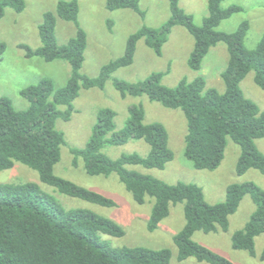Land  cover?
Masks as SVG:
<instances>
[{
	"label": "trees",
	"instance_id": "16d2710c",
	"mask_svg": "<svg viewBox=\"0 0 264 264\" xmlns=\"http://www.w3.org/2000/svg\"><path fill=\"white\" fill-rule=\"evenodd\" d=\"M168 1V21L158 28L144 26L130 35L124 54L103 65L96 77L82 73L87 35L78 23V2L59 1L55 11L44 14L39 26L41 46L36 49L26 45L19 47L25 51L26 58L68 62L71 74L59 89L46 78L23 89L20 95L29 104L26 110L18 111L10 99L0 97V172L12 169L18 162L37 171L41 183L55 187L61 194L102 207H114L113 200L54 175V167L61 160V147L65 144L64 134L55 128L56 121L71 120L73 102L81 89H103L115 72L130 66L140 40L161 57L172 29L181 26L194 41L187 60L188 68L193 72L202 69L211 48L226 45L228 60L221 72L224 92L207 87L202 75L192 81L183 78L174 87H167L163 79L169 69L152 72L137 83L116 79L115 89L123 99L146 96L167 109L181 110L186 120L184 157L196 170L218 169L231 139L241 151L237 175L242 176L249 170L264 175V154L255 144L256 140L264 138V110L246 98L240 87L246 76L253 72L254 83L264 90V33L257 46L248 49L245 46L250 29L248 21H243L234 32L218 30L224 20L243 11L241 6L223 8L225 0H207L208 14L198 26L193 16L181 8L180 0ZM140 2L107 0L106 8L110 11L129 9L144 18ZM25 7L26 0H0V20L7 9L21 13ZM58 19L77 27L76 35L63 46L58 45L56 37ZM5 49L0 43V58ZM128 113L126 126L116 131L115 112L101 109L85 147L71 150L73 164L76 166L81 159L89 176L117 174L139 205H143L148 197L153 198L147 224L149 232L155 231L170 215L171 205L183 204L185 224L174 236L179 261L194 258L208 264H234L194 242L192 237L198 231L206 234L227 232L229 218L249 195L256 210L244 228L232 234L231 245L234 250L255 256V240L264 234V190L253 182L232 184L226 189L224 202L209 204L196 184L178 182L171 185L131 169L141 166L164 170L173 161L174 154L168 145L166 128L159 122L147 123L142 105L130 106ZM131 140H143L148 144V155L123 154L113 159L103 152L107 146H123ZM99 234L119 238L125 232L113 220L92 211L65 210L36 183L0 184V264H170L172 254L169 249H115L102 241ZM260 258L264 260V249Z\"/></svg>",
	"mask_w": 264,
	"mask_h": 264
},
{
	"label": "rangeland",
	"instance_id": "374dc122",
	"mask_svg": "<svg viewBox=\"0 0 264 264\" xmlns=\"http://www.w3.org/2000/svg\"><path fill=\"white\" fill-rule=\"evenodd\" d=\"M59 1L62 0H26L23 12L16 13L12 9H7L5 16L0 20V43L6 47L0 58V97L10 99L13 107L18 111L26 110L29 106L20 95L26 87L46 78L54 83L56 89H59L70 77L71 67L68 62L63 60L45 62L38 57L26 58L25 51L19 47L26 45L36 49L41 46L39 26L43 22L44 14L55 11ZM76 1L79 4L78 23L87 35L82 73L88 77L98 76L103 65L120 58L124 54L130 35L144 26L158 28L170 17L168 0H141L140 8L145 12L144 18L129 9L110 11L106 8L107 0ZM232 5L241 6L243 11L224 20L218 30L234 32L243 21H248L250 29L245 38V46L248 49H254L264 33V0H225L222 3L223 8ZM180 6L186 13L193 16L198 26L208 14L207 0H180ZM76 32L77 27L74 23L57 20L58 45L67 44ZM193 43L192 36L181 26L172 29L168 41L163 46L161 57L149 49L144 40H140L130 66L115 72L103 89H81L79 97L73 102L74 113L71 120L56 121L55 128L64 134L65 144L61 147V160L54 167V175L113 200L116 204L114 207H102L61 194L55 187L41 183L37 171L18 162L12 169L0 172V184L36 183L65 210L86 209L113 220L124 230L125 235L115 238L99 234L100 239L112 248L169 249L172 254L170 264H208L198 262L194 258L178 260L174 236L185 224L183 204L171 205L170 215L159 224L155 231L149 232L147 224L154 199L148 197L143 205L137 204L120 182L117 174L108 177L89 176L85 172L81 159L76 166L73 164L74 156L71 153L72 149L85 147L96 123L97 113L101 109L108 108L115 112L116 131H120L126 126L129 117L128 108L132 105H142L147 123L159 122L166 128L169 137L168 145L174 154V159L166 165L164 170L145 169L141 166L131 167V169L171 185L178 182L196 184L203 190L205 200L209 204L224 202L226 189L232 184L253 182L264 190V175L257 170H249L242 176L237 175L236 165L241 151L231 139L228 140L224 159L218 169L196 170L184 157L186 120L183 112L167 109L159 103L151 102L146 96H127L123 99L114 87L116 79L137 83L152 72H165L169 69V73L163 79V84L167 87H174L183 78L192 81L198 75H202L207 82V87L224 92L225 86L221 79V72L228 60L226 45L218 44L211 48L202 69L196 73L187 65ZM253 78V72L247 75L240 84L241 90L246 98L264 110V90L256 86ZM59 109L63 110L64 107ZM255 144L264 154V138L256 140ZM103 152L113 159L123 154L133 153L146 157L149 146L143 140H131L123 146H107ZM255 210L256 205L247 195L243 198L237 212L229 218L227 232L206 234L198 231L193 235L192 240L234 264H264V260L260 258L264 249V234L255 240V256H251L246 251L234 250L231 245L232 234L244 228Z\"/></svg>",
	"mask_w": 264,
	"mask_h": 264
}]
</instances>
